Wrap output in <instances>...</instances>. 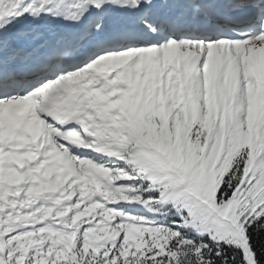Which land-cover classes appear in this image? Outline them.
<instances>
[{
	"label": "snow or ice",
	"instance_id": "obj_1",
	"mask_svg": "<svg viewBox=\"0 0 264 264\" xmlns=\"http://www.w3.org/2000/svg\"><path fill=\"white\" fill-rule=\"evenodd\" d=\"M0 264H264V0H0Z\"/></svg>",
	"mask_w": 264,
	"mask_h": 264
}]
</instances>
